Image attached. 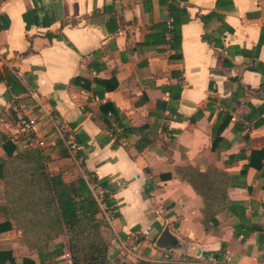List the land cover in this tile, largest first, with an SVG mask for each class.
I'll return each mask as SVG.
<instances>
[{
  "label": "crops",
  "instance_id": "1",
  "mask_svg": "<svg viewBox=\"0 0 264 264\" xmlns=\"http://www.w3.org/2000/svg\"><path fill=\"white\" fill-rule=\"evenodd\" d=\"M215 2H0V135L12 137L20 119H37L43 109L74 131L79 164L48 121L36 125L48 172L64 180L106 181L109 189L90 188L93 194L107 192L113 202L98 215L120 243L111 242L110 260L121 258L125 244L138 235L144 240L132 242V249L140 251L139 259H150L154 250L143 245L167 228L177 248L161 250V260L264 264V156H251L264 154V0H231L217 9ZM214 10L227 29L209 45L201 39L205 29L198 15ZM171 14L182 21L179 53L170 48ZM216 27L212 22L206 31ZM112 77L115 89L102 98L70 84L82 78L95 88L94 80ZM106 102L124 124L143 129L116 137L122 129L111 117L108 128L100 116ZM226 116L212 150L214 131ZM11 143L13 155L25 148ZM7 159L0 146V161ZM184 167L209 176L216 170L220 187L227 184L226 202L216 203L217 226L209 232L201 223L202 199L176 174ZM12 176L6 183L0 178V224L11 226L0 233V251L9 252L14 264L24 258L40 264L37 251L5 215ZM228 203L241 208L235 212ZM54 244L65 239L49 243L50 250ZM54 264H71L65 249Z\"/></svg>",
  "mask_w": 264,
  "mask_h": 264
},
{
  "label": "trees",
  "instance_id": "2",
  "mask_svg": "<svg viewBox=\"0 0 264 264\" xmlns=\"http://www.w3.org/2000/svg\"><path fill=\"white\" fill-rule=\"evenodd\" d=\"M230 5L231 0H216L215 2L216 9ZM171 8L172 6H169L170 10ZM198 18L205 29L201 36L202 41L209 45H216L227 29L222 15L214 10L208 14H200ZM171 19L170 48L179 53L182 21L174 14H171ZM212 22L217 23V27L208 33L207 27ZM90 83L82 78H74L70 82L84 90L92 91L101 98L105 92L115 89L116 85L113 77L106 82L94 80L95 88H90ZM99 109L100 116L108 128L111 127L112 119L117 127L122 129V134H116V137L126 136L143 129V127L133 128L124 124L119 111L109 102L102 104ZM228 121L229 117L226 116L223 123L214 131L212 150L215 149V142ZM0 146L8 156L6 161H0V178L5 179L6 183L7 175H13V182L9 181L12 188L6 191L5 215L16 222L22 231L23 242L28 248L37 251L40 264L46 262L54 264V259L63 255L64 249L70 257L71 264H200L190 260L168 262L150 259H139L135 262L126 260L110 262L109 244L103 232L104 229L109 228V224L105 218L98 217L100 206L90 188V185H94L103 190L109 189L106 181H99L96 178L84 179L81 176L73 180H64L61 174L48 172L40 150L25 147L13 155L14 146L10 137L4 135H0ZM255 155L264 156L261 151L252 152L251 156ZM210 171L213 172V176L200 174L190 167L176 168V174L185 180L202 199L204 208L201 223L205 232L217 226L215 216L221 209L219 205L222 201L226 202L227 197L225 190L227 184L220 187V180L214 175L216 170ZM102 201L107 207L113 205L107 192H103ZM218 202L220 204L216 206ZM232 208L235 211V208L240 209L241 206L228 203V209ZM9 228L11 226L7 221L0 224V233ZM60 237L65 239V244H54L53 249L50 250L49 243ZM1 259H7L10 264H14V259L9 252L0 251V262ZM23 264L35 263L24 258Z\"/></svg>",
  "mask_w": 264,
  "mask_h": 264
},
{
  "label": "built area",
  "instance_id": "3",
  "mask_svg": "<svg viewBox=\"0 0 264 264\" xmlns=\"http://www.w3.org/2000/svg\"><path fill=\"white\" fill-rule=\"evenodd\" d=\"M5 0H0L3 2ZM48 121L53 132L55 133L56 138L60 145L67 151L69 157L77 164H79L80 159L77 158V144L75 133L72 129H70L66 124L59 123L56 119L51 115L50 111L45 109L42 110L40 116L37 119L28 118V119H20V123L17 126V129L10 137V140L20 143L24 147H31L36 149H42L45 146L44 140L38 135L36 131V125L40 121ZM95 187V186H94ZM97 202L99 203L100 209L103 213L108 212L107 205L102 201L103 195L94 194ZM166 261V260H159Z\"/></svg>",
  "mask_w": 264,
  "mask_h": 264
},
{
  "label": "rangeland",
  "instance_id": "4",
  "mask_svg": "<svg viewBox=\"0 0 264 264\" xmlns=\"http://www.w3.org/2000/svg\"><path fill=\"white\" fill-rule=\"evenodd\" d=\"M100 213H102L101 209H100ZM104 237L106 239V241L108 242L109 246L110 244H112L111 242L116 240V242H118L117 238L114 236V234L110 231V227L108 229H104ZM139 240H144L142 237H140V235L136 236L133 238V240L131 242H128L125 244V248L128 249V251H122V252H125L123 253L122 257L119 258V259H114V260H110V262H114V261H122V260H139V258L141 257V255L138 257L140 253V251L138 250H133L132 249V242H138ZM156 240H157V237H154V238H151L148 240V244H144L143 246H146L144 248H148L147 246L149 245L151 247V249H153L154 251V255L150 258V260L152 261H159L161 260L163 257L162 252L160 249H157L155 247V243H156ZM119 243V242H118ZM120 244V243H119ZM142 252V250H141ZM166 261L168 262H171V261H176L177 259L176 258H173L172 256L168 257V258H165ZM178 261V260H177Z\"/></svg>",
  "mask_w": 264,
  "mask_h": 264
},
{
  "label": "water",
  "instance_id": "5",
  "mask_svg": "<svg viewBox=\"0 0 264 264\" xmlns=\"http://www.w3.org/2000/svg\"><path fill=\"white\" fill-rule=\"evenodd\" d=\"M155 247L165 252H169L177 248L175 241L167 228H165L158 236Z\"/></svg>",
  "mask_w": 264,
  "mask_h": 264
}]
</instances>
